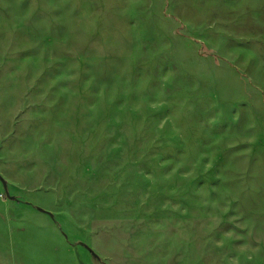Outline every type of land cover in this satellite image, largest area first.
<instances>
[{
  "label": "rangeland",
  "instance_id": "374dc122",
  "mask_svg": "<svg viewBox=\"0 0 264 264\" xmlns=\"http://www.w3.org/2000/svg\"><path fill=\"white\" fill-rule=\"evenodd\" d=\"M0 264H264V0H0Z\"/></svg>",
  "mask_w": 264,
  "mask_h": 264
},
{
  "label": "trees",
  "instance_id": "16d2710c",
  "mask_svg": "<svg viewBox=\"0 0 264 264\" xmlns=\"http://www.w3.org/2000/svg\"><path fill=\"white\" fill-rule=\"evenodd\" d=\"M12 199V198H11ZM90 252V254L93 256V258H95L96 260H98L97 256L91 251V250H88Z\"/></svg>",
  "mask_w": 264,
  "mask_h": 264
}]
</instances>
